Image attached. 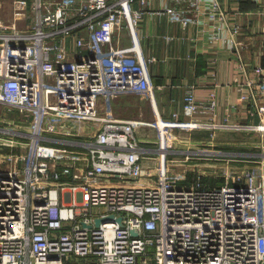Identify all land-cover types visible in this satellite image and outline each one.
Segmentation results:
<instances>
[{"label": "built area", "instance_id": "obj_1", "mask_svg": "<svg viewBox=\"0 0 264 264\" xmlns=\"http://www.w3.org/2000/svg\"><path fill=\"white\" fill-rule=\"evenodd\" d=\"M152 1L13 0L12 15H0L1 120L23 139L0 145L25 148L0 147V264H263L264 163L218 183L200 168L191 178L176 171L189 155H171L186 128L264 135V65L246 57L254 47L264 55V0H235L253 3L243 12L224 0H167L161 8ZM149 12L184 27L206 24L212 42H228L243 72L242 110L255 121L196 118L218 100L211 93L200 101L193 85L182 112L159 114L155 57L139 37ZM129 92L151 98L153 120L115 115V98ZM137 125L155 131L149 141L158 145L142 144Z\"/></svg>", "mask_w": 264, "mask_h": 264}, {"label": "crops", "instance_id": "obj_2", "mask_svg": "<svg viewBox=\"0 0 264 264\" xmlns=\"http://www.w3.org/2000/svg\"><path fill=\"white\" fill-rule=\"evenodd\" d=\"M166 2L167 0H153L151 7L161 8L166 5ZM224 3L230 9L241 7V11L253 8V3L239 4L235 0H224ZM12 11L13 0H0V15L2 17L9 18ZM240 15V20L243 23H254L256 28L261 24V20L257 17L247 19L245 15ZM139 37L145 54L155 57V60L150 63V70L156 85L154 98L160 115L170 117L174 110L182 112L186 89L193 85L200 101L207 100L211 93H216L218 100V106L214 112L203 109L196 113V118L203 119L210 124L255 121V119L250 120L246 111L242 110L239 100L238 87L240 81L243 80V72L238 65L237 54L229 47L228 42L223 40L212 42L208 25L193 24L184 27L180 23L170 20L165 14L149 12L145 14L140 23ZM255 50L256 47L253 49V54L252 51L246 52L247 59L252 64L260 62L264 65V55L257 57ZM136 95L138 94L136 93ZM138 96L136 98L139 106L141 100ZM143 97L147 99L140 104V116L146 115L145 109L147 108V116L155 117L151 98ZM122 98L124 97L121 96L114 101L116 116H119L117 107ZM204 104L205 102L202 104L203 108L206 105ZM137 110L139 111L138 107ZM212 129L208 131L215 130L217 134H221L218 131L221 128ZM229 129L232 127L227 128V130ZM206 134L208 135V133ZM218 180L221 182L220 178L216 182Z\"/></svg>", "mask_w": 264, "mask_h": 264}, {"label": "rangeland", "instance_id": "obj_3", "mask_svg": "<svg viewBox=\"0 0 264 264\" xmlns=\"http://www.w3.org/2000/svg\"><path fill=\"white\" fill-rule=\"evenodd\" d=\"M129 41L130 38L126 35L122 38L121 43L127 44ZM137 94L142 95L140 93ZM138 95H136V92H129L121 94L119 95L120 97L118 96L115 98L118 100L121 98V96L124 97L119 100L120 102H118L119 106L117 107V112L119 116L123 115L122 117L127 119L153 120L154 116H147V108L145 109L146 115L140 116V104L142 101H146L147 98L143 97L144 95L141 97ZM137 96L141 100L139 106L137 102L138 100L136 98ZM137 107L139 108V111L137 110ZM9 115L15 116L13 113H10ZM3 118L4 116L0 114V140H2V138H7L8 136L11 137V139L16 138V140L23 141L22 138L18 137V135L15 136V133L9 132L7 128V126H10L8 119L6 117L5 121H3L1 120ZM18 125L21 126L20 123ZM12 127H17V125L13 123V125L11 124L10 128ZM212 128L214 129L216 127L208 125L180 130L181 134L178 135L179 138L174 140L172 146V149L176 150L177 152L174 153L175 155H171V157L180 159L189 155V158L186 160V165L176 162V165L174 166L176 171L187 169V173L191 178V176L196 173V171H193V169L200 168L207 173V178L210 181L215 182L220 178V176L224 177L226 174L242 171L246 167H253L256 169H261L263 167L264 135L262 133L250 129L232 130L236 129L235 127L229 130L219 129L218 131L221 134H217ZM211 129L213 130L212 132L208 131ZM137 130L138 135L142 140V144H151L154 146L158 145V142L155 140L149 141L150 139L157 138L155 131L149 129L148 126L143 125H137ZM16 131L19 132L20 130ZM175 132L178 133L179 130L177 129ZM206 133H208V135ZM201 135L204 136L202 137ZM218 137H221L222 139H218ZM0 147L5 152L13 153H23L25 150V148L22 146L11 147L0 145ZM228 158H231L232 160H229ZM238 158L239 160H236ZM243 158L245 161L242 160ZM215 176H218L219 178H214ZM220 180L222 179L220 178ZM217 182L220 181L218 180Z\"/></svg>", "mask_w": 264, "mask_h": 264}, {"label": "water", "instance_id": "obj_4", "mask_svg": "<svg viewBox=\"0 0 264 264\" xmlns=\"http://www.w3.org/2000/svg\"><path fill=\"white\" fill-rule=\"evenodd\" d=\"M110 218H112V216H106V217L97 218L96 219V225H99L102 221L108 220ZM263 264H264V262H263Z\"/></svg>", "mask_w": 264, "mask_h": 264}, {"label": "trees", "instance_id": "obj_5", "mask_svg": "<svg viewBox=\"0 0 264 264\" xmlns=\"http://www.w3.org/2000/svg\"><path fill=\"white\" fill-rule=\"evenodd\" d=\"M245 3H249V2H245Z\"/></svg>", "mask_w": 264, "mask_h": 264}]
</instances>
